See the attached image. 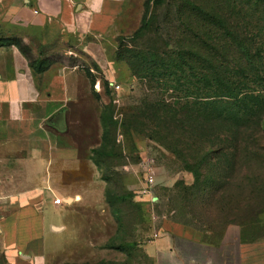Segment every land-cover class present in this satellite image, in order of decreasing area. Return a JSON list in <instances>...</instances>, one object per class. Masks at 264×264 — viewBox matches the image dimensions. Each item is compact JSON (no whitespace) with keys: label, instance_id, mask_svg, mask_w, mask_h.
Returning <instances> with one entry per match:
<instances>
[{"label":"rangeland","instance_id":"rangeland-1","mask_svg":"<svg viewBox=\"0 0 264 264\" xmlns=\"http://www.w3.org/2000/svg\"><path fill=\"white\" fill-rule=\"evenodd\" d=\"M146 1L96 58L75 46L79 56L58 57L80 68L98 101L103 136L91 157L114 213L68 264H155L147 245L164 220L210 228L264 218V106L251 120L232 116L241 102L264 101V0ZM16 209L0 206V216Z\"/></svg>","mask_w":264,"mask_h":264},{"label":"crops","instance_id":"crops-1","mask_svg":"<svg viewBox=\"0 0 264 264\" xmlns=\"http://www.w3.org/2000/svg\"><path fill=\"white\" fill-rule=\"evenodd\" d=\"M145 2L0 0V40L21 41L46 65L38 72L18 45L0 46V192L15 193L0 206L17 207L0 216L5 264H68L112 223L108 182L91 157L103 136L98 101L80 68L58 57L79 56L75 46L96 58ZM263 219L210 228L164 220L147 248L155 264H264Z\"/></svg>","mask_w":264,"mask_h":264},{"label":"trees","instance_id":"trees-1","mask_svg":"<svg viewBox=\"0 0 264 264\" xmlns=\"http://www.w3.org/2000/svg\"><path fill=\"white\" fill-rule=\"evenodd\" d=\"M147 2V1H146ZM145 2V4H146ZM146 18L145 14L143 16V26H146ZM143 27V28H144ZM18 45L21 49V51L27 56V58L30 61V64L32 67H34L38 72L42 70V68H45L46 65L44 63H41L40 61H38V59H36L32 52L31 49L26 46L25 44H23L21 41H17L15 39H2L0 40V46H6V45ZM229 98L234 100V101H238L240 102L239 98L237 96H235V94H229ZM249 103H242L240 107L237 110H233L232 116L235 117H246L247 120H251V118L255 117L257 115V113L259 112V109H262L264 106V101H262V99L258 100V98H250ZM207 105V104H206ZM215 105H210V107H213ZM223 108L221 107H213L209 110V113L215 116H219V117H223V115L225 116H230V115H226L227 113H225V111L222 110ZM258 111V112H257ZM262 118H264V114L262 116ZM261 149V148H260ZM96 162V161H95ZM217 190V189H216Z\"/></svg>","mask_w":264,"mask_h":264},{"label":"built area","instance_id":"built-area-1","mask_svg":"<svg viewBox=\"0 0 264 264\" xmlns=\"http://www.w3.org/2000/svg\"><path fill=\"white\" fill-rule=\"evenodd\" d=\"M111 90L113 92V95L115 96V95L119 94L122 89H121V86L119 84L114 82V83H111ZM148 183L150 185H152L154 183V179L151 177L148 180ZM63 203H64V201L62 199H60V198L55 200V204L56 205H62ZM154 237L157 238L158 235L155 234Z\"/></svg>","mask_w":264,"mask_h":264}]
</instances>
